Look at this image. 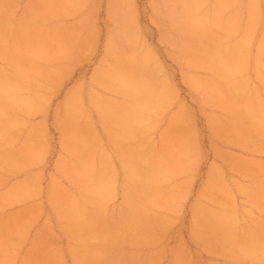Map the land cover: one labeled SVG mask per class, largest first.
I'll return each mask as SVG.
<instances>
[{"label": "rangeland", "instance_id": "1", "mask_svg": "<svg viewBox=\"0 0 264 264\" xmlns=\"http://www.w3.org/2000/svg\"><path fill=\"white\" fill-rule=\"evenodd\" d=\"M0 264H264V0H0Z\"/></svg>", "mask_w": 264, "mask_h": 264}, {"label": "bare ground", "instance_id": "2", "mask_svg": "<svg viewBox=\"0 0 264 264\" xmlns=\"http://www.w3.org/2000/svg\"><path fill=\"white\" fill-rule=\"evenodd\" d=\"M196 17L198 18V16L196 15ZM123 26V25H122ZM120 28V27H119ZM120 33H122L123 34V31L122 32H120ZM123 36V35H122ZM125 36V35H124ZM27 38H29V37H27ZM30 39V38H29ZM179 39V38H178ZM184 39V38H183ZM23 41H25V40H23ZM183 41V40H182ZM185 41V40H184ZM112 42H114V41H112ZM176 42H178V40L176 41ZM181 42V41H180ZM208 42V41H207ZM25 43V42H24ZM187 43H189L188 41H187ZM206 43V42H205ZM204 43V44H205ZM211 43V42H210ZM26 44V43H25ZM114 44V43H113ZM178 44H179V42H178ZM181 45H182V43H180ZM183 44H186V41H185V43L183 42ZM111 45V44H110ZM187 45V44H186ZM211 45V44H210ZM206 46L207 47H209L208 49H206V50H202V46L200 45V47L199 48H197V49H199L200 50V53L202 54V53H205V54H207L208 56H210V57H213V56H218L219 55V53L221 52L220 51V46H218V44H213V45H211V46H209V42L208 43H206ZM206 46H203V48H207ZM24 47H26V46H24ZM111 47V46H110ZM120 48V47H119ZM24 50V49H23ZM22 50V51H23ZM25 50H27V48L25 49ZM115 51H116V49H114ZM113 50V52L115 53V51ZM111 52V51H110ZM48 53V52H47ZM116 54V53H115ZM47 55H49V54H47ZM209 57V58H210ZM202 59H204V58H202ZM194 60H198V58L197 59H194ZM200 60V59H199ZM211 61H212V58H211ZM212 62H214V61H212ZM221 62L222 61H220L219 62V64H221ZM202 63V62H201ZM215 63V62H214ZM218 63V62H217ZM213 65H215V64H213ZM122 66V65H121ZM217 65H215V67H216ZM224 66H226V64L224 65ZM223 66V67H224ZM112 68V67H111ZM212 68V67H211ZM114 70V69H113ZM117 70V69H116ZM105 72V71H104ZM109 72H110V70H109ZM112 72V71H111ZM115 72V71H114ZM100 73V72H99ZM98 73V74H99ZM102 73V72H101ZM108 73V72H107ZM138 73H140V72H138ZM103 74V73H102ZM118 74V73H117ZM110 75H111V73H110ZM114 75H116V73L114 74ZM119 75V74H118ZM117 75V76H118ZM123 75V74H122ZM99 77V76H98ZM102 77V76H101ZM106 77V76H105ZM104 77V78H105ZM100 78V77H99ZM113 78V77H112ZM111 78V79H112ZM121 78V77H120ZM94 79H95V77H94ZM107 79V78H106ZM114 79H116V78H114ZM101 80V79H100ZM121 80V79H120ZM120 80H118V82L120 81ZM104 81V80H103ZM109 81V80H108ZM114 81V80H113ZM98 82H99V80H98ZM105 82H106V84L108 83L107 82V80H105ZM112 83V82H111ZM110 83V84H111ZM104 84V83H103ZM35 85V84H34ZM108 85V84H107ZM115 85V84H114ZM31 86V85H30ZM97 86V85H96ZM106 86V85H105ZM112 86V85H111ZM32 87V86H31ZM107 87V86H106ZM118 87V86H117ZM35 88V87H34ZM37 88H38V86H37ZM77 88V87H76ZM112 88V87H111ZM31 89V88H30ZM81 89V88H80ZM78 91H80L79 90V87H78V89H77ZM76 89H74L73 91H74V93H69V95H68V97H67V99H66V102L68 103V104H70V103H72L73 102V99H74V97H75V91H76V93H78V91H77ZM116 90V89H115ZM72 91V90H71ZM70 91V92H71ZM32 92V91H31ZM91 93H92V90H91ZM79 94H80V92H79ZM7 95V94H6ZM38 95V94H37ZM81 95V94H80ZM11 96V95H10ZM10 96H4L5 98H9ZM33 96H35V95H33ZM77 96V95H76ZM78 97V96H77ZM81 97V96H80ZM93 97H95V96H93ZM97 97V96H96ZM14 97L12 96V99H13ZM18 98H19V96H18ZM98 98H99V96H98ZM98 98H95V99H97L98 100ZM14 99H16V98H14ZM26 99V98H25ZM102 99H103V97H102ZM101 99V100H102ZM9 100V99H8ZM28 101L29 100H24V102H23V104H28ZM75 101V100H74ZM76 101H78V100H76ZM75 101V102H76ZM75 102H73V104L75 103ZM81 102V101H80ZM98 102V101H97ZM102 102H104V101H102ZM18 103H19V101H18ZM76 103H78V102H76ZM75 103V104H76ZM99 103V102H98ZM32 105V104H31ZM77 106H78V104H76ZM20 106H22V105H20ZM68 106H70V105H68ZM71 106H72V104H71ZM66 107V106H65ZM26 108V107H25ZM84 108V107H83ZM29 109V108H28ZM72 109V108H71ZM76 109V108H75ZM79 110V109H78ZM32 111V110H31ZM72 112H69V115L72 113L73 114V116H74V114L75 113H73L74 111H73V109L71 110ZM80 111V110H79ZM103 113V112H102ZM101 113V114H102ZM72 114H71V116H72ZM72 116V117H73Z\"/></svg>", "mask_w": 264, "mask_h": 264}]
</instances>
